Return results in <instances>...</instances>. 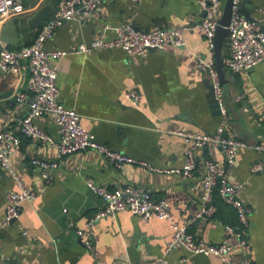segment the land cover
<instances>
[{
	"label": "crops",
	"instance_id": "0c3cea01",
	"mask_svg": "<svg viewBox=\"0 0 264 264\" xmlns=\"http://www.w3.org/2000/svg\"><path fill=\"white\" fill-rule=\"evenodd\" d=\"M22 2L25 12L6 20L0 28V43L10 48L31 43L41 27L22 36L20 25L43 8H49L50 16L59 8V0ZM242 4L249 16L256 18L264 0H242L241 7ZM201 18L196 0H113L65 22L45 42V48L67 49L95 38L110 39L115 28L124 23L140 30L177 26L187 29L183 32L184 46L153 48L146 55H128L121 48H100L50 58L57 65L61 101L81 115V123L98 141L111 148L153 166L181 165L185 142L168 129L210 132L219 121L218 106L207 97V77L197 67L196 56H207L204 34L197 26ZM227 52L226 40L222 54ZM27 73L25 61L21 62L20 75L0 68V129L12 128L14 120L27 110V101L16 99V93L26 87ZM222 85L229 112L226 132L249 143L264 141V61L246 71L231 72L223 67ZM132 87L141 93L138 107L124 96V91ZM241 93L243 98L237 99ZM35 122L58 137L56 125L48 116H39ZM20 139V149L11 155L10 163L19 171L23 183L37 193L20 204L17 218L0 228V260L4 264H120L162 254L172 264H223L212 255L192 253L181 246L165 253L163 248L172 230L162 218L145 219L120 210L87 223L104 204L87 186L85 179L89 177L110 189L128 183L144 185L154 198H167L174 218L188 223L196 236L208 242L221 241L224 224L238 223L235 210L216 192L213 216L190 222L200 207L201 165L191 177L183 178L138 163L119 168L92 149L58 156L51 145L24 135ZM203 153L217 161L224 159L217 147ZM262 155L251 146L243 147L230 169L231 177L246 181L239 196L251 207L246 236L253 264H264V168L251 172L249 166ZM32 156L56 159L58 163L42 191L39 188L43 179L30 162ZM19 189L0 166V217L4 215L6 193ZM85 237L93 250L87 248ZM231 244L233 257H239L241 250L235 238Z\"/></svg>",
	"mask_w": 264,
	"mask_h": 264
},
{
	"label": "built area",
	"instance_id": "2783aa9c",
	"mask_svg": "<svg viewBox=\"0 0 264 264\" xmlns=\"http://www.w3.org/2000/svg\"><path fill=\"white\" fill-rule=\"evenodd\" d=\"M108 1L113 0H59L58 10L41 24L29 45L10 48L0 43V68L4 72L20 75L21 62L25 61L28 66L26 87L16 93L18 101H27V110L14 120L12 128L0 129V166L20 188L6 193L0 228L17 218L20 204L24 200L33 199L37 193L36 189L23 183L19 171L10 163L11 155L20 149V135H24L31 140L53 146L58 156L92 149L119 168L126 163H138L156 171L189 178L197 166L201 165L203 171L200 207L190 218V222L213 216L216 210L213 202L216 192L224 203L235 210L238 223L237 225L224 224L225 235L221 241L213 243L196 236L188 229V223H181L174 218L171 202L167 198H154L144 185L128 183L110 189L95 184L89 177L85 179L87 186L104 204L87 219V223L91 224L103 216H112L120 210L130 211L145 219L155 216L165 219L172 230L163 248L165 253L173 247L181 246L192 253L212 255L223 264H253L252 248L246 236L251 207L239 196V191L246 181L231 177L230 169L238 151L243 147L251 146L263 155L252 161L249 169L251 172L261 171L264 168V141L249 143L238 136L228 134L225 130L229 121V112L215 60V35L218 20L222 14L223 1L196 0L202 12V18L197 26L203 31L207 48L206 57L196 56L197 67L205 73L213 87L215 103L219 110V121L215 129L210 132L179 127L168 129L167 132L180 136L185 142L182 164L168 167L150 165L142 159L127 155L98 141L94 133L81 123V115L73 108L64 105L60 99L57 65L51 62L50 58H60L68 53H88L100 48H121L128 55H146L153 48L185 45L183 32L187 26L140 30L129 23H124L115 28L114 36L110 39L95 38L90 43H79L67 49L45 48V42L53 37L58 27L81 14L93 12L99 5ZM241 3L242 0H232V13L226 38L228 52L222 59L223 67L231 72L246 71L258 62L264 61V7L257 8L259 17L250 19L242 13ZM24 12L22 0H0V28L6 20L16 18ZM124 96L131 105L136 107L140 105L141 93L138 89L132 87L125 90ZM243 96L244 93H241L236 98L241 99ZM43 115L52 119L56 125L57 138L35 122V118ZM213 147L222 151L223 161L204 155V150L209 151ZM30 162L37 168L43 179V185L39 188L42 191L52 178L51 171L57 166V160L32 156ZM77 231L79 234L82 233L80 229ZM232 238L236 239L241 250V255L237 258L232 255ZM85 244L89 250L94 249L87 237H85ZM0 264L4 263L0 260ZM120 264L172 263L162 254L142 261L128 259Z\"/></svg>",
	"mask_w": 264,
	"mask_h": 264
},
{
	"label": "water",
	"instance_id": "95a60500",
	"mask_svg": "<svg viewBox=\"0 0 264 264\" xmlns=\"http://www.w3.org/2000/svg\"><path fill=\"white\" fill-rule=\"evenodd\" d=\"M241 11L244 13V15L247 18L251 17L249 16V13L247 10H244L243 4L241 7ZM232 13V0H224L223 7H222V14L221 17L218 20V26L216 29V35H215V60H216V68L219 73L220 81L223 82V54L222 49L223 45L226 41V38L228 36V29L227 26L230 22ZM50 17V10L49 8H43L36 12L31 18L27 20V22L23 25L19 26V33L23 35H27L32 30H35L38 28L47 18ZM28 75V73H27ZM205 86L207 88V97L212 102H215L214 98V92L213 87L211 83L209 82L208 78L205 79Z\"/></svg>",
	"mask_w": 264,
	"mask_h": 264
},
{
	"label": "trees",
	"instance_id": "16d2710c",
	"mask_svg": "<svg viewBox=\"0 0 264 264\" xmlns=\"http://www.w3.org/2000/svg\"><path fill=\"white\" fill-rule=\"evenodd\" d=\"M30 43H27V44H25V45H29ZM22 46H24V45H22ZM21 47V46H20ZM217 195L216 194H214V197H216ZM220 199V198H219ZM222 201V200H221Z\"/></svg>",
	"mask_w": 264,
	"mask_h": 264
}]
</instances>
